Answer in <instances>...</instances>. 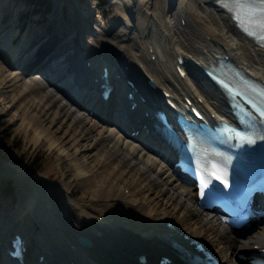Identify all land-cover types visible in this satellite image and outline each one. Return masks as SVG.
I'll use <instances>...</instances> for the list:
<instances>
[{"label": "bare ground", "instance_id": "1", "mask_svg": "<svg viewBox=\"0 0 264 264\" xmlns=\"http://www.w3.org/2000/svg\"><path fill=\"white\" fill-rule=\"evenodd\" d=\"M211 1L214 0H114V4L126 10L116 20V26L108 28L101 23L102 16L95 17L94 11L88 9L80 14L81 3L76 0L73 5L78 9H74L76 24L69 36L62 35L63 29L59 28L54 13L49 25L26 30L17 40L19 29L9 28V24L3 26L1 22L13 1L0 0V75L6 79L3 85L0 81V111H9L19 128L32 132L33 142L46 139L51 149L68 157L75 170L74 180L91 195L90 200L75 199L64 183L54 187V191L51 184L41 186L46 207L58 218L64 234L53 231L46 216H42L44 244L39 234H31L24 228L22 231L30 232L29 236L26 234L30 242L35 239L44 247L38 254L45 255L50 262L137 264L136 257L146 253L147 264H159L156 260L161 255L172 253L175 263H179L182 260L174 243L183 254H189L193 250L190 242L193 238L219 264H251L241 254L247 256L264 247V222L238 233L221 222L217 213L204 210L196 203L193 184L172 168L168 144L153 133L152 125L143 115V109L150 112L164 104V93L168 92L183 108L191 99L211 115L226 116L228 107L224 96L206 80L201 70L223 54L264 80V48L240 36L230 15L210 4ZM15 12L17 18L18 7ZM140 16L142 32L135 23ZM38 42L41 43L37 46ZM51 48L63 49L36 67L37 61L44 60ZM21 49V57L29 54L32 64L16 61L15 56ZM64 54L62 70L68 69L65 75L74 73L75 81L65 84V89L60 88V78L52 80L43 70ZM179 56L185 59V75L176 67ZM88 61H91L89 66ZM106 63L116 67L118 77L125 78L124 81L116 79L120 90L127 88L126 78L134 77L138 82L140 93L136 95L140 106L129 116L117 95L114 94L108 107H103L96 95H92L97 68L101 73ZM31 65L34 66L31 68ZM149 79L158 87L149 90ZM6 84L13 87L14 94L24 99L28 107L18 105L12 97L9 99ZM75 86L78 89L71 97L66 88ZM124 90L121 99L126 102ZM118 92L119 89L115 93ZM142 94L147 102L141 99ZM36 98L39 101L34 104ZM31 107L39 108L37 114L42 112L50 118V123L61 131L64 129L67 140L57 135L58 138L39 123L28 112ZM136 130L139 133L132 134ZM75 143L89 156L93 168L73 151ZM29 209L38 217L36 204H31ZM16 225L14 220L0 222L2 251L7 246V234ZM80 236L89 243L80 242ZM0 264L17 263L2 252Z\"/></svg>", "mask_w": 264, "mask_h": 264}, {"label": "rangeland", "instance_id": "2", "mask_svg": "<svg viewBox=\"0 0 264 264\" xmlns=\"http://www.w3.org/2000/svg\"><path fill=\"white\" fill-rule=\"evenodd\" d=\"M12 1L13 2L11 3V5L8 7V9L5 10L4 14L2 15L1 22L4 23L3 26L9 24V28L19 29L17 40L22 37L26 30L38 27L44 28L49 25V18L51 20L54 13L58 18L57 23L60 24L59 28L63 29L65 33L73 31L75 27L76 14L74 13V9L76 10V8L73 5L76 0H53V9L51 11L47 8H39L38 5H34L29 0ZM77 1H80L81 3L80 14H84L83 12L88 9L91 10V12L94 11L95 17L102 16L101 23L108 28L115 27L116 20L121 18L123 14H125L123 10H126L122 5L118 3L114 4V0ZM161 1L166 2V0ZM17 7L19 8L20 13L16 18L14 17V13H16L15 10ZM76 11H78V9ZM62 13H64V17H62ZM141 17L142 16L137 18L135 20V23L142 32L143 24L140 22H143V19L140 20ZM75 32L73 34H75ZM68 36L66 39L69 38ZM81 41L84 42L85 39L83 38L81 39ZM16 61L19 62L18 60ZM82 63L84 64V60L82 61ZM0 81L2 85L6 83V79L1 75ZM4 87L6 90V95L9 96V99H11L12 97L14 99L13 101H16L18 105L28 107V104H26L24 99H21L17 94H14V92L12 91V86L6 84ZM37 101H39L38 98L35 99L34 104H36ZM43 105L44 104L42 102L41 106L43 107ZM37 109L31 107L29 108L28 112H31L30 114L35 117V119L39 121V123H42L45 127L49 128V132H54L56 136L58 135L60 139L63 140L66 136V134L63 133L64 129H62V132L60 128H57V126H55L53 123H50V118L44 117L42 112H38L37 114ZM50 112L51 111H49V113ZM77 113L79 115L81 114L79 112ZM58 124H60V122L57 123V125ZM31 137L32 132H25L23 129L19 128L18 122L11 119V113L9 111L6 113L0 111V143L3 144L2 150L4 151L3 154L0 153V186L3 185V183L8 179L13 180L16 192V198L13 199L10 197H6L0 193V222H9L10 220H14L17 222L14 230H12V232L9 234V238H11L12 234L17 230L26 235L27 233L25 231H22V229L24 228L29 229L31 234L33 232L36 235L39 234L40 239L44 244V225L42 223L44 219L42 218V216H46V219L50 221L48 222L50 224L52 223V227L50 228L53 229V231H55L57 234H64V228L59 224L58 218H54V216L48 210V207H46L47 203L45 200V191H43L44 188L41 186L45 184L49 186L48 184H51L50 186L52 190L54 187L59 186V184L64 183L66 184L67 190L69 192L71 191L70 195L75 199L82 198L84 200H90L91 195L81 186V184H78L74 180L73 172L75 170L72 162L68 157H63L55 148L51 149L48 144V140L43 139L36 143L32 141ZM65 139L67 140V138ZM66 140L64 141L66 142ZM67 144L70 145V143ZM7 147H10V149L7 150ZM74 147L75 148H73V151H76L77 155H79V158L82 159L81 161L93 168L94 165L90 161L89 156L82 152L81 148L76 146V143ZM7 151H9V156H7ZM36 153L41 154V162L43 165L35 173L30 174V172H28L25 167V163H18L17 159L23 157L26 160L27 158L33 157ZM60 158H64L65 160H60ZM128 190L129 189H126L125 191L128 192ZM52 191L50 192L52 193ZM31 204L37 205L38 209L35 210L39 212V215L37 214L38 217L33 216V213L35 212L32 209H29ZM29 234L27 235L29 236ZM48 234L49 231L47 230V234L45 235L48 236ZM29 246V253L36 255L38 254V252H42L44 248L42 247V245L38 244L35 239H33L32 242L29 241Z\"/></svg>", "mask_w": 264, "mask_h": 264}, {"label": "snow or ice", "instance_id": "3", "mask_svg": "<svg viewBox=\"0 0 264 264\" xmlns=\"http://www.w3.org/2000/svg\"><path fill=\"white\" fill-rule=\"evenodd\" d=\"M234 3L240 7L238 19L244 22V30L248 31L250 28L259 30L261 33L259 39L264 41V0H234ZM249 34L254 35L255 32ZM224 184L228 186L227 180Z\"/></svg>", "mask_w": 264, "mask_h": 264}, {"label": "trees", "instance_id": "4", "mask_svg": "<svg viewBox=\"0 0 264 264\" xmlns=\"http://www.w3.org/2000/svg\"><path fill=\"white\" fill-rule=\"evenodd\" d=\"M34 5H38L39 8H47L48 10L52 7V0H29ZM3 144L0 143V153H4L2 150ZM10 147H7L9 150ZM7 156H9V151L6 152ZM18 163H25V167L30 174L35 173L37 170L41 168L43 165L41 162V154L36 153L33 157L27 158L26 160L22 158L17 159ZM0 193L6 197L16 198L15 186L13 184V180H6L3 185L0 186Z\"/></svg>", "mask_w": 264, "mask_h": 264}, {"label": "water", "instance_id": "5", "mask_svg": "<svg viewBox=\"0 0 264 264\" xmlns=\"http://www.w3.org/2000/svg\"><path fill=\"white\" fill-rule=\"evenodd\" d=\"M223 56H228V55L223 54ZM79 240H80L82 243H86V244L89 243V241H88L87 239L82 238V237H81Z\"/></svg>", "mask_w": 264, "mask_h": 264}]
</instances>
